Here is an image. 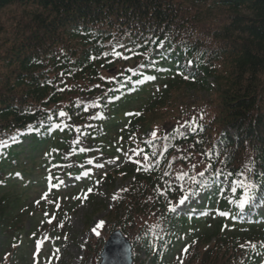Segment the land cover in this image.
I'll list each match as a JSON object with an SVG mask.
<instances>
[{"label":"trees","instance_id":"trees-1","mask_svg":"<svg viewBox=\"0 0 264 264\" xmlns=\"http://www.w3.org/2000/svg\"><path fill=\"white\" fill-rule=\"evenodd\" d=\"M210 1L225 11L223 21L203 17L202 4ZM13 5L26 15L6 50V71H0V191L16 184L11 178L20 182L26 175L27 166L18 167V151L30 141V149L45 147L42 161L53 184L104 167L102 174L129 182L111 220H122L153 264H170L178 229L200 222L202 249L186 264H259L264 253V175H259L264 173V0H0V9ZM111 44L132 49H116L129 58L112 55ZM149 75L156 79L147 80ZM202 90L208 100L192 99ZM193 118L199 127L182 137L180 128ZM205 152L211 161L201 155ZM198 160L204 164L193 169ZM209 162L213 168L197 176ZM12 168L18 172L11 175ZM217 169L232 171L229 181H254L255 200L243 209L228 203L243 200L245 192L237 188L233 194L223 176L213 184ZM182 171L207 181V188L188 177L176 180ZM239 171L244 176L238 177ZM181 185L204 192L197 207L205 216L168 211L179 206ZM20 201L10 195L0 199V236L6 243L22 217L15 214ZM210 215L221 220L224 231L221 223L205 222ZM242 227L243 234L235 232Z\"/></svg>","mask_w":264,"mask_h":264},{"label":"rangeland","instance_id":"rangeland-1","mask_svg":"<svg viewBox=\"0 0 264 264\" xmlns=\"http://www.w3.org/2000/svg\"><path fill=\"white\" fill-rule=\"evenodd\" d=\"M23 10V7L15 5L0 9V71H6L4 56L17 38L15 30L22 14L26 15ZM30 10L32 7L27 8ZM202 11L208 21L218 23L224 20L225 11L214 7L211 1L202 4ZM193 98L208 100L209 94L203 90L196 91L192 93ZM188 130V125L181 127L180 135H185ZM29 142H25L18 151L17 164L19 168L27 166L26 175L20 182L11 178L16 184L0 191V199L7 195L13 200L21 198L15 205V214L22 216L9 231V241L12 242L6 243L7 239L0 236V264H100L103 247L116 230H122L131 242L134 264H153L152 255L138 250L139 246L136 248L135 234L122 220H111L110 212L119 193L129 182L102 174L108 168L104 167L105 170L94 171L84 179L72 177L60 188L51 187L47 179L50 169L42 161L45 147L33 150L28 147ZM31 154L32 158L29 157ZM15 172H18L16 168L10 170L11 175ZM203 195L204 192L196 200L177 206L178 212L183 215L191 213L195 217L206 215V211L199 212L197 207ZM263 212L264 209L260 213ZM211 221L221 223V231L225 230L221 220L210 215L205 222ZM203 229L202 222L178 229L170 243L173 244L170 264H186L196 252L201 251ZM235 232L241 235L244 228H237ZM214 240L212 236L209 242ZM259 264H264V253Z\"/></svg>","mask_w":264,"mask_h":264},{"label":"snow or ice","instance_id":"snow-or-ice-1","mask_svg":"<svg viewBox=\"0 0 264 264\" xmlns=\"http://www.w3.org/2000/svg\"><path fill=\"white\" fill-rule=\"evenodd\" d=\"M111 47H112V55L114 56H117V57H122V53L120 51H117L116 49L117 48H122V49H125L126 51H129L131 52L132 49H128L126 45L124 44H111ZM136 47H141V45H137ZM158 47H163V42H161V44L158 46ZM105 56L108 55L107 52L104 53ZM122 58L124 59H128L129 57L127 56H123ZM150 63L154 65V62L153 61H150ZM189 64L192 63V61H189L188 62ZM140 68H143L145 67L144 64H140L139 65ZM129 71H133V74H135V71L133 69H129ZM147 80H155L156 77L153 76V75H149L146 77ZM137 83H140L139 80H137ZM60 115L61 116H64L66 115V113L64 111H61L60 112ZM138 115V113H137ZM201 119L203 118V115L201 114ZM49 119H51V117H49ZM185 124H187L191 130V132L195 133L196 131V127H199V125H196V121H195V118H193L192 120L190 121H185ZM195 125V126H194ZM57 127H59V125H57ZM201 131H202V128H201ZM152 137H156V132L153 131L152 132ZM165 139H167V137H165ZM197 143H200L201 141L197 140L196 141ZM194 146V145H193ZM81 151H83V149H81ZM135 151V150H134ZM137 155H139V152L136 153ZM201 155H206L209 157V161H211V155L207 152L205 153H201ZM144 159H147V157H144ZM89 163H91V161H89ZM221 163H227L226 161H221ZM199 164H204V161L203 160H198L196 163H192L191 164V167L193 169H196L198 167ZM99 167H104V165L100 164L98 165ZM213 168V164L211 162L207 163L203 170H200V171H197L196 172V175L197 176H200V177H204L205 176V172L209 171L210 169ZM233 173L232 171H228V172H224L222 169H217L215 171H213L212 173V183L215 184L217 179L221 176L224 177V180L222 181V183H229L230 184V190L231 192L234 194L236 193V190L237 188H241L244 190L245 192V196H244V199L243 200H239L238 202L235 201V200H228V203H237V206L241 209H243L245 207L246 204H250L251 202H253L255 200V189L257 188V185L255 184L254 181H247V177H245V179H232L229 181V178L232 177ZM238 177L240 176H244V172L243 171H239L237 172L236 174ZM259 175H264V173H261ZM185 177H188L189 179H191V181L194 183V184H197L199 188L201 189H206L207 186H208V182L207 181H197L196 180V176H188V173L186 171H182L179 175H177L175 177L176 180H183ZM79 177H77L78 179ZM247 181V182H246ZM60 183H64L63 180L60 181ZM169 187H171V185H169ZM88 191H91V189H89ZM180 191L184 192V195L180 197L179 199V206H183L185 205L186 201L191 197V196H199L200 193L196 190V189H193V188H188L187 190L184 189L183 185H181L180 187ZM220 195H224L223 193V190L221 189L220 190ZM225 199H227V197H225ZM37 203H39V201H37ZM178 207L176 206H171L169 207L168 211L172 212V213H176L178 211ZM220 216L222 217H227L230 215L229 211H219L218 213ZM233 219H235V217H232ZM98 234V233H97ZM240 247H245V245H240ZM252 247H255V245L253 244ZM59 251V250H57ZM185 251H187V249H185Z\"/></svg>","mask_w":264,"mask_h":264},{"label":"water","instance_id":"water-1","mask_svg":"<svg viewBox=\"0 0 264 264\" xmlns=\"http://www.w3.org/2000/svg\"><path fill=\"white\" fill-rule=\"evenodd\" d=\"M100 258V264H133L132 245L118 230L109 237Z\"/></svg>","mask_w":264,"mask_h":264}]
</instances>
